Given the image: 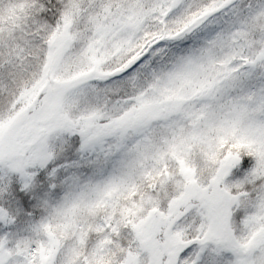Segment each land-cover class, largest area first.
Masks as SVG:
<instances>
[{
    "label": "snow or ice",
    "instance_id": "6c2138e0",
    "mask_svg": "<svg viewBox=\"0 0 264 264\" xmlns=\"http://www.w3.org/2000/svg\"><path fill=\"white\" fill-rule=\"evenodd\" d=\"M0 264H264V0H0Z\"/></svg>",
    "mask_w": 264,
    "mask_h": 264
}]
</instances>
